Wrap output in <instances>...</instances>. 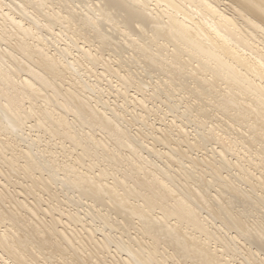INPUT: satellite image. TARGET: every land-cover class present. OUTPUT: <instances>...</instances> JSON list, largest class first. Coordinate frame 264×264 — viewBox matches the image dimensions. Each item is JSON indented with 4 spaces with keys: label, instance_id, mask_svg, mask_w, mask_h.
<instances>
[{
    "label": "bare ground",
    "instance_id": "obj_1",
    "mask_svg": "<svg viewBox=\"0 0 264 264\" xmlns=\"http://www.w3.org/2000/svg\"><path fill=\"white\" fill-rule=\"evenodd\" d=\"M138 2L0 0V264L261 259L264 0Z\"/></svg>",
    "mask_w": 264,
    "mask_h": 264
},
{
    "label": "snow or ice",
    "instance_id": "obj_2",
    "mask_svg": "<svg viewBox=\"0 0 264 264\" xmlns=\"http://www.w3.org/2000/svg\"><path fill=\"white\" fill-rule=\"evenodd\" d=\"M109 7H115L117 9H124L127 11L128 9H137L139 7H143L144 5L140 4L137 0V3H126V4H114V5H108ZM255 230L259 233L260 239H261V251L258 253L260 255L261 259L259 260L258 264H264V213L261 214V217L258 222L252 223L250 222V228L249 231ZM244 264H248L247 261L244 262ZM252 264H257V262L253 261Z\"/></svg>",
    "mask_w": 264,
    "mask_h": 264
},
{
    "label": "rangeland",
    "instance_id": "obj_3",
    "mask_svg": "<svg viewBox=\"0 0 264 264\" xmlns=\"http://www.w3.org/2000/svg\"><path fill=\"white\" fill-rule=\"evenodd\" d=\"M105 81H106V80H105ZM107 82H108V81H107ZM107 82H105V83H107ZM114 82L116 83L115 79H114ZM114 82H113V83H114ZM102 83H104V80L102 81ZM105 83H104V85H106ZM115 83H114V84H115ZM161 107H162V106H161ZM163 109H166V107L163 106ZM160 111L163 112L164 110H162V108H160ZM162 112H161L160 114H162ZM71 116H72V115H70V117H71ZM168 116H169V115H168ZM152 117L154 118V116H152ZM152 117H151V118H152ZM169 117H170V116H169ZM156 121H159V120H156ZM192 127H193V126H191V125L188 126V128H189V129L191 128V130L193 131V128H192ZM191 130H190V131H191ZM68 143H69V142H67V144H68ZM68 145H69V144H68ZM200 154H201V153H200ZM56 185H57V184H56ZM56 185H55V186H56ZM60 186H61V185L59 184V186H58V187L56 186V188L61 189ZM61 190H62V189H61ZM85 200H86V199H85ZM84 205H85V204H83V206L80 207V208H81V209H82L83 207H84V208H87V207L84 206ZM66 207H67V206H66ZM69 207H70V206H69ZM70 208H73V206H71ZM95 223H96V225H99V224H100L98 221H96Z\"/></svg>",
    "mask_w": 264,
    "mask_h": 264
}]
</instances>
